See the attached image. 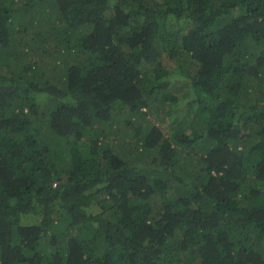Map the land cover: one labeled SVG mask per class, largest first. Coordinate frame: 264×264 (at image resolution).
I'll return each instance as SVG.
<instances>
[{
	"label": "trees",
	"instance_id": "trees-1",
	"mask_svg": "<svg viewBox=\"0 0 264 264\" xmlns=\"http://www.w3.org/2000/svg\"><path fill=\"white\" fill-rule=\"evenodd\" d=\"M0 264H264V0H0Z\"/></svg>",
	"mask_w": 264,
	"mask_h": 264
},
{
	"label": "rangeland",
	"instance_id": "rangeland-1",
	"mask_svg": "<svg viewBox=\"0 0 264 264\" xmlns=\"http://www.w3.org/2000/svg\"><path fill=\"white\" fill-rule=\"evenodd\" d=\"M171 89H172L173 94H177L180 98L184 99V95L188 91L187 81L179 79L178 81H175L173 83V85L171 86ZM166 106H167V103H166ZM167 107L162 108L161 113H157V112L151 113L147 117L148 120L158 122L159 125L162 128H164L166 131L168 130V126L170 125V120H171L170 118H168L167 113H166ZM143 110L145 111L146 109L144 108ZM186 110H187V107L180 109L181 113L183 114L187 112Z\"/></svg>",
	"mask_w": 264,
	"mask_h": 264
}]
</instances>
